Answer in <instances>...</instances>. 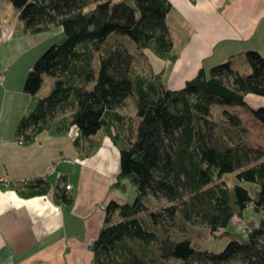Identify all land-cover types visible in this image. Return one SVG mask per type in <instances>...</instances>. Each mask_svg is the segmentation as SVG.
Listing matches in <instances>:
<instances>
[{
  "label": "trees",
  "instance_id": "16d2710c",
  "mask_svg": "<svg viewBox=\"0 0 264 264\" xmlns=\"http://www.w3.org/2000/svg\"><path fill=\"white\" fill-rule=\"evenodd\" d=\"M24 22L23 34H37L63 27L55 41L34 63L24 90L37 95L45 76L56 83L51 94L40 98L17 129L24 144H31L46 130L69 133L77 128V147L105 130L121 149V173L116 183L135 186L134 202L113 200L105 223L93 244L92 264H264V153L243 137L244 121L236 110H223L229 125L226 135L217 134L215 107L245 106L264 124V107L251 108L249 94L264 96V56L247 53L250 74L236 71L232 61L201 68L184 87L171 89L164 73L140 67L146 51L172 63L178 59L168 22L170 0H9ZM135 42L108 48L114 34ZM100 67L94 68L96 56ZM134 96L138 124L132 138L122 136L119 124L127 115L122 109ZM71 114L58 115L61 107ZM32 129L29 131V129ZM234 174V184L225 180ZM129 182V183H128ZM245 183L259 186L254 197ZM24 195H43L51 190L40 178L26 186ZM195 199L190 206L207 220L217 239H229L221 251L202 250L189 239H173L166 215L151 210L147 223L139 214L150 208L151 197L182 199L183 190ZM74 195L60 188L57 201L71 205ZM148 201V202H146ZM253 207L260 224L247 229L248 239L229 229L236 217ZM166 210L175 216L176 207Z\"/></svg>",
  "mask_w": 264,
  "mask_h": 264
},
{
  "label": "crops",
  "instance_id": "0c3cea01",
  "mask_svg": "<svg viewBox=\"0 0 264 264\" xmlns=\"http://www.w3.org/2000/svg\"><path fill=\"white\" fill-rule=\"evenodd\" d=\"M170 1L168 22L178 59L151 60L156 73L166 71L167 87L180 89L201 68L229 60L236 71L250 74L248 51L264 56V0ZM5 9H10L8 1L0 0V264H92L90 241L99 237L108 204L126 203L116 185L121 149L103 129L80 148L74 141L77 128L46 130L31 144L21 142L18 126L40 99L25 92L26 78L64 29L23 34V27L3 20ZM246 102L258 109L264 96L249 94ZM242 110L248 111L245 106L236 111ZM40 178L50 182L49 193L22 194ZM66 185H72L71 205L57 201Z\"/></svg>",
  "mask_w": 264,
  "mask_h": 264
},
{
  "label": "rangeland",
  "instance_id": "374dc122",
  "mask_svg": "<svg viewBox=\"0 0 264 264\" xmlns=\"http://www.w3.org/2000/svg\"><path fill=\"white\" fill-rule=\"evenodd\" d=\"M8 1L10 5V9H5L3 11V20L8 22L9 24H13V26H24L23 20L20 18L19 10L13 5L12 2ZM61 37L54 38L53 41H58ZM108 48H116L119 46H125L129 48L131 51L135 48V42L134 40L125 34H118L114 33L108 43ZM147 57L144 59H140L139 64L140 67H143L148 72H155L153 70V66L151 63V60L153 62H159L163 61L164 59L156 56L152 51L147 50L146 51ZM169 61V60H166ZM154 62V63H155ZM100 67V59L97 55L94 61V68L95 70H98ZM156 73V72H155ZM164 76L166 71H163ZM165 82V80H164ZM56 83V78L52 75H46L45 76V82L41 88V90L38 93V96L40 98L47 96L51 94L54 85ZM166 84V83H165ZM225 109L229 110H237L241 109L242 106L240 105H226L223 107H215L214 113V120L218 123L217 125V134L218 135H226V131L228 128V121L223 116L222 112ZM248 110V109H247ZM73 111V107L69 106L67 108L61 107L58 111V115L62 116L65 113L71 114ZM124 114L127 115L126 123L123 125L121 124L120 130L122 133H125L126 136H129V140L133 137L132 132L133 129L131 128V122L134 125V129L136 125L138 124V117L136 115V108H135V100L134 96L129 98V101L127 105L123 107ZM237 112V111H236ZM240 116L242 117L244 124H243V137L246 141H248L254 148L259 149L264 153V124L261 123L259 120L256 119V117L252 114L250 110L248 111H241ZM76 129V128H74ZM132 136V137H131ZM225 180L228 181V184L230 186H233L235 180H234V174H227L225 176ZM129 183V182H128ZM245 186L250 189L251 194L255 197L257 195V192L259 190V186L253 183H245ZM117 193L119 194V198L123 202H134L137 197V191L134 185L128 184L126 189H119L117 190ZM184 196L182 199H175L171 200L168 197L161 195L159 198L151 197V201L149 203L150 208L143 209V211L139 214V217L147 218L151 210H157L163 212L166 217L168 218L169 224L171 226L172 232L171 235L173 239L177 241H182L189 239L193 242L194 245H196L198 248H201L202 250H215V251H221L223 250L226 245L229 242V239H217L214 234L210 231L209 224L206 219L202 215H200L198 212H196L192 205L190 206L188 212L185 211L188 208V204H193L195 199L192 198V195L187 190H183ZM148 202V201H146ZM196 202V201H195ZM176 207V214L175 216L170 215V213L166 210V208L169 207ZM260 217L261 214L257 213L253 207L248 208L244 212L243 217H236L232 223L229 226V229L232 231V233L241 240H247L248 234L247 229L255 227L260 224ZM143 223L147 225V223L142 219ZM228 264H240V262L233 260L229 262Z\"/></svg>",
  "mask_w": 264,
  "mask_h": 264
},
{
  "label": "built area",
  "instance_id": "2783aa9c",
  "mask_svg": "<svg viewBox=\"0 0 264 264\" xmlns=\"http://www.w3.org/2000/svg\"><path fill=\"white\" fill-rule=\"evenodd\" d=\"M21 142H23V141L21 140ZM53 171H54V170H52L51 172H53ZM60 176L62 177L61 174H60ZM66 187H67L68 190H70V189L72 188V185H66ZM248 229H249V228H248ZM94 242H95L94 240H91V241H90V245L93 246Z\"/></svg>",
  "mask_w": 264,
  "mask_h": 264
}]
</instances>
